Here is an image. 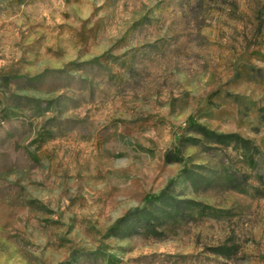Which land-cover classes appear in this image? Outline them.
Instances as JSON below:
<instances>
[{"label":"rangeland","instance_id":"1","mask_svg":"<svg viewBox=\"0 0 264 264\" xmlns=\"http://www.w3.org/2000/svg\"><path fill=\"white\" fill-rule=\"evenodd\" d=\"M0 264H264V0H0Z\"/></svg>","mask_w":264,"mask_h":264},{"label":"trees","instance_id":"2","mask_svg":"<svg viewBox=\"0 0 264 264\" xmlns=\"http://www.w3.org/2000/svg\"><path fill=\"white\" fill-rule=\"evenodd\" d=\"M201 130L205 133V134H209L211 135V140L215 141V142H224L225 137L230 136V133H223V132H215L211 129H205L203 126L199 125ZM180 199H174L170 202V205L172 206V208H174V210H181V207L183 206L180 203ZM129 215V212L125 213L120 219H125L127 216Z\"/></svg>","mask_w":264,"mask_h":264}]
</instances>
